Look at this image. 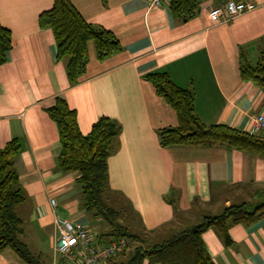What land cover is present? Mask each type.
Listing matches in <instances>:
<instances>
[{
  "label": "crops",
  "instance_id": "1",
  "mask_svg": "<svg viewBox=\"0 0 264 264\" xmlns=\"http://www.w3.org/2000/svg\"><path fill=\"white\" fill-rule=\"evenodd\" d=\"M199 1L198 14L179 23L167 2L70 0L87 23L110 30L122 48L99 61L89 41L85 70L70 85L65 61L56 58L52 30L38 23L53 0H0V25L13 43L0 65V149L13 139L20 145L13 161L24 196L15 207L22 221L20 240L28 248L31 241H41L52 252L51 264L58 259L55 218L87 228L93 236L104 231L102 221L81 206L78 174L56 167L58 131L47 114L56 98L75 111L82 135L100 117L119 124L107 158V202L144 240L133 246L168 240L204 216L251 202L255 191L264 189V156L224 146L159 143L158 132L178 121L146 80L153 72L166 73L192 92L195 115L206 126L249 133L253 118L264 113L261 88L240 76L241 62L255 63L264 50V0H246L256 5L253 11L219 22L208 14L227 0ZM228 233L229 246L213 229L201 236L213 264H264V218L233 225ZM0 264L26 263L6 249Z\"/></svg>",
  "mask_w": 264,
  "mask_h": 264
},
{
  "label": "trees",
  "instance_id": "2",
  "mask_svg": "<svg viewBox=\"0 0 264 264\" xmlns=\"http://www.w3.org/2000/svg\"><path fill=\"white\" fill-rule=\"evenodd\" d=\"M101 2L104 4L106 0ZM199 4V0H171L169 9L179 23H185L198 14ZM38 23L52 30L56 58L65 61L70 85H75L85 70L89 41L94 43L99 61L122 50L110 30L87 23L70 0H53L51 9L40 14ZM12 45L10 31L0 25V65L5 63ZM240 76L261 88L264 102V50L255 63L245 59L241 62ZM146 80L177 115L176 127L163 128L158 132L162 147L224 146L264 156L262 134H250L224 125L206 126L195 115L190 90L175 85L164 72L147 74ZM47 114L58 131L60 152L55 159L56 167L61 172L78 174L76 181L80 186L82 208L103 223L104 231L99 237L105 243L122 238L129 243L127 250L107 264H142L144 260L157 264H213L201 237L206 230H215L222 242L229 246L231 239L228 230L231 226L248 225L264 218V189L259 188L251 202L232 205L217 216H204L190 229L160 243L133 246L134 242L144 240L120 222L119 211L107 202V158L120 133L119 124L108 117H100L93 123L90 132L82 135L75 111L62 98L55 99L47 108ZM19 150L16 139L0 149V253L10 249L26 264H39L20 240L22 221L15 213V207L24 201L13 167Z\"/></svg>",
  "mask_w": 264,
  "mask_h": 264
},
{
  "label": "built area",
  "instance_id": "3",
  "mask_svg": "<svg viewBox=\"0 0 264 264\" xmlns=\"http://www.w3.org/2000/svg\"><path fill=\"white\" fill-rule=\"evenodd\" d=\"M170 1L149 0L152 6H160L163 2L169 5ZM255 7V4L246 0H227L222 7L210 10L208 17L212 22H219L223 16L224 20H231L240 14L253 11ZM249 133L264 136V113L253 118ZM50 203L54 210L55 201L51 200ZM54 224L59 234L53 241V249L58 259L52 264H107L129 247L126 239L105 243L99 236L91 235L87 228L67 220L55 218Z\"/></svg>",
  "mask_w": 264,
  "mask_h": 264
},
{
  "label": "rangeland",
  "instance_id": "4",
  "mask_svg": "<svg viewBox=\"0 0 264 264\" xmlns=\"http://www.w3.org/2000/svg\"><path fill=\"white\" fill-rule=\"evenodd\" d=\"M108 205L116 207V205L113 204L112 202H108ZM122 222H123V219L121 220V223ZM92 229H94L93 226H92ZM37 240L39 239L37 238ZM27 249L29 250V253L33 257H35V259L37 260L39 264H51L52 252L47 250L46 246L44 244H41V241L40 242H35L34 240L31 241L29 243V248L27 247Z\"/></svg>",
  "mask_w": 264,
  "mask_h": 264
}]
</instances>
